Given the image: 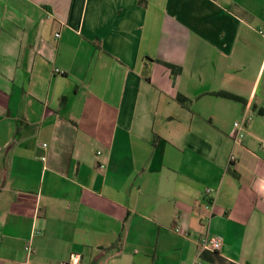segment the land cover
Returning a JSON list of instances; mask_svg holds the SVG:
<instances>
[{
	"label": "crops",
	"instance_id": "0c3cea01",
	"mask_svg": "<svg viewBox=\"0 0 264 264\" xmlns=\"http://www.w3.org/2000/svg\"><path fill=\"white\" fill-rule=\"evenodd\" d=\"M263 144L264 0H0V264H264Z\"/></svg>",
	"mask_w": 264,
	"mask_h": 264
},
{
	"label": "built area",
	"instance_id": "2783aa9c",
	"mask_svg": "<svg viewBox=\"0 0 264 264\" xmlns=\"http://www.w3.org/2000/svg\"><path fill=\"white\" fill-rule=\"evenodd\" d=\"M252 120V116L248 113V111H245L242 118L238 121H236L233 124V134H232V139L233 142L236 145H241L245 138H246V125L248 122ZM46 146V145H45ZM264 148V144L262 146ZM101 154V153H98ZM44 161L46 160L45 158L43 159ZM232 160H235V157H232ZM213 191L211 189H207L205 192V195L207 197H212ZM211 204V201L209 202ZM211 205H208L207 208H210ZM200 247H201V254L198 256V264H203V260L201 258V255L206 252H220L223 247V238L220 236H212V235H205L201 237L200 239ZM28 251L31 252V248H28Z\"/></svg>",
	"mask_w": 264,
	"mask_h": 264
},
{
	"label": "trees",
	"instance_id": "16d2710c",
	"mask_svg": "<svg viewBox=\"0 0 264 264\" xmlns=\"http://www.w3.org/2000/svg\"><path fill=\"white\" fill-rule=\"evenodd\" d=\"M161 64H163L166 68H168L171 71V76L172 78L175 80L178 76H180L183 72L182 68L173 64H169V63H164V62H159ZM214 96L219 97V98H223V99H227L233 102H237L241 105L244 106V108L247 106L248 101L240 96H237L235 94H232L230 92H226V91H219V92H215L212 93ZM177 101L184 107H188L191 104V100L181 94L178 95L177 97ZM255 108V106L253 107ZM230 173L235 177L238 178L237 174L233 171H230ZM116 246H112L109 247L108 249H114ZM202 260H208V261H212V262H223L224 260L220 257L219 252H210V251H206L201 255ZM233 264V263H231Z\"/></svg>",
	"mask_w": 264,
	"mask_h": 264
},
{
	"label": "water",
	"instance_id": "95a60500",
	"mask_svg": "<svg viewBox=\"0 0 264 264\" xmlns=\"http://www.w3.org/2000/svg\"><path fill=\"white\" fill-rule=\"evenodd\" d=\"M68 264V263H67Z\"/></svg>",
	"mask_w": 264,
	"mask_h": 264
}]
</instances>
